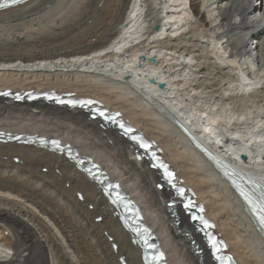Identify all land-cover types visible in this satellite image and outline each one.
I'll list each match as a JSON object with an SVG mask.
<instances>
[{
    "label": "bare ground",
    "instance_id": "1",
    "mask_svg": "<svg viewBox=\"0 0 264 264\" xmlns=\"http://www.w3.org/2000/svg\"><path fill=\"white\" fill-rule=\"evenodd\" d=\"M0 89L76 93L119 111L162 149L237 263L264 264L247 205L176 124L214 150L222 145L228 161L246 154L247 169H264V0H29L0 12ZM104 127L76 109L0 99V131L62 139L121 183L170 264H212L178 208L171 218L173 195L157 189V173ZM115 212L65 156L0 143V264H90L86 244L101 264H142Z\"/></svg>",
    "mask_w": 264,
    "mask_h": 264
},
{
    "label": "rangeland",
    "instance_id": "2",
    "mask_svg": "<svg viewBox=\"0 0 264 264\" xmlns=\"http://www.w3.org/2000/svg\"><path fill=\"white\" fill-rule=\"evenodd\" d=\"M50 4H52V2H49ZM48 3V4H49ZM101 6V3L98 5V7H100ZM119 6H120V3H119ZM181 32V31H180ZM177 33V32H176ZM179 34V33H178ZM168 70V69H167ZM2 244V243H1ZM3 246V245H2ZM86 247H87V250L89 251V253H88V256H89V258H90V264H101L99 261H97L98 259H97V257H96V255L93 253V250H92V247H91V245H88L87 246V244H86ZM93 253V254H92ZM96 257V258H95ZM84 258H85V261H87V256L85 255L84 256ZM97 261V262H96Z\"/></svg>",
    "mask_w": 264,
    "mask_h": 264
},
{
    "label": "snow or ice",
    "instance_id": "3",
    "mask_svg": "<svg viewBox=\"0 0 264 264\" xmlns=\"http://www.w3.org/2000/svg\"><path fill=\"white\" fill-rule=\"evenodd\" d=\"M58 102H63V101H58ZM82 103L87 104V103H89V102L85 101V102H82ZM101 115H103V113H101ZM121 127H123V126H121ZM124 130H125V132L128 131V129H124ZM141 146H143V145L141 144ZM168 175H169V177L171 176L170 173H169ZM242 194H243V193H242ZM244 195L247 196V194H244ZM249 199H250V198H249ZM261 203H262V207H261L260 211H261V212H264V196L261 197ZM205 223H206V222H205ZM260 223H261L262 225H264V215H262V216L260 217ZM213 246L215 247V245H213Z\"/></svg>",
    "mask_w": 264,
    "mask_h": 264
},
{
    "label": "water",
    "instance_id": "4",
    "mask_svg": "<svg viewBox=\"0 0 264 264\" xmlns=\"http://www.w3.org/2000/svg\"><path fill=\"white\" fill-rule=\"evenodd\" d=\"M142 61L145 62V59H142ZM153 61H154V59H151V62H153ZM149 82H150L151 84H156V80H155V79H150ZM158 87H159V89H161L162 91L166 90V85H165V83H159V84H158Z\"/></svg>",
    "mask_w": 264,
    "mask_h": 264
}]
</instances>
